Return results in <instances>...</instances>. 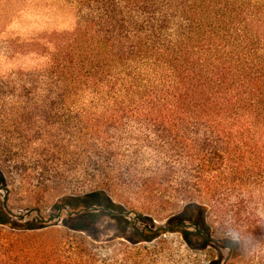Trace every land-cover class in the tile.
Masks as SVG:
<instances>
[{"label":"trees","instance_id":"1","mask_svg":"<svg viewBox=\"0 0 264 264\" xmlns=\"http://www.w3.org/2000/svg\"><path fill=\"white\" fill-rule=\"evenodd\" d=\"M73 1L90 17L63 37L62 58L43 71L47 83L0 82V161L25 145L56 187L78 184L71 191L112 209L113 183L133 176L110 130L127 121L159 127L189 159L193 188L184 190L187 207L159 229L184 227L188 236L184 212L203 206L198 239L227 250L225 264H243L213 219L230 215L264 234L252 219L264 215V0ZM137 234L136 245L156 238ZM31 252L27 264H54ZM59 264L97 263L81 256Z\"/></svg>","mask_w":264,"mask_h":264},{"label":"rangeland","instance_id":"2","mask_svg":"<svg viewBox=\"0 0 264 264\" xmlns=\"http://www.w3.org/2000/svg\"><path fill=\"white\" fill-rule=\"evenodd\" d=\"M88 16L73 0H0V82L47 83L43 71L62 58L63 37L72 36L79 19ZM33 73L43 78H32ZM110 133L118 162L133 176L113 183L108 192L112 209L88 202L82 189L71 191L82 188L78 184L56 187L35 167V155L25 145L0 161V217L5 220L0 222V264H27L33 248L42 262L54 264L81 256L97 264H225L227 250L215 240L207 245L198 239L207 228L203 206H188L184 212L188 236L184 227L159 229L187 207L184 190L193 189L192 165L169 147L165 131L127 121ZM77 170L74 165L72 175ZM137 230L156 238L136 245Z\"/></svg>","mask_w":264,"mask_h":264},{"label":"clouds","instance_id":"3","mask_svg":"<svg viewBox=\"0 0 264 264\" xmlns=\"http://www.w3.org/2000/svg\"><path fill=\"white\" fill-rule=\"evenodd\" d=\"M256 226L264 227V215L252 218ZM220 239L235 250L243 264H264V234H257L248 222L238 221L230 215L213 219Z\"/></svg>","mask_w":264,"mask_h":264}]
</instances>
